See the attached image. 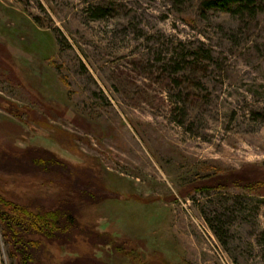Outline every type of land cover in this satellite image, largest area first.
Segmentation results:
<instances>
[{"label": "rangeland", "instance_id": "obj_1", "mask_svg": "<svg viewBox=\"0 0 264 264\" xmlns=\"http://www.w3.org/2000/svg\"><path fill=\"white\" fill-rule=\"evenodd\" d=\"M206 1L0 0V200L76 198L39 264H264V0Z\"/></svg>", "mask_w": 264, "mask_h": 264}, {"label": "trees", "instance_id": "obj_2", "mask_svg": "<svg viewBox=\"0 0 264 264\" xmlns=\"http://www.w3.org/2000/svg\"><path fill=\"white\" fill-rule=\"evenodd\" d=\"M203 9L242 17L249 15L251 18H254L257 15V0H208L203 3ZM31 153L32 151L26 152L23 158L25 157L39 169L48 168L47 170L58 172L55 167L60 170L64 167L61 161L54 160L51 156L43 157L42 155L44 154L40 152L38 156ZM64 174L66 173H63L62 176H65ZM88 179L89 184H92V187L88 189H91L95 184L90 178ZM65 180H68L67 176H65ZM224 182H220V185L224 184ZM216 184H219V182H216ZM70 190L72 191V195H75V192L78 191L71 188ZM86 193L81 196L82 200L84 198L92 200L95 196L91 191H86ZM75 199L70 195H62V198L56 203L57 210L42 213L40 211L33 212L30 207L19 202L12 203L8 201L3 203L0 200V221L4 225L5 234L11 238L12 252L19 259V263L39 264L38 256L41 254L40 242L47 241V244H51L50 242L58 239L70 240L72 234L78 229L73 218L76 210ZM213 224L218 226L215 227L216 229L222 228L223 224L218 219H213L210 223L212 230L217 234L218 232H216ZM56 233H61L62 235L57 236ZM67 264H70V262ZM72 264L80 263L76 261Z\"/></svg>", "mask_w": 264, "mask_h": 264}]
</instances>
